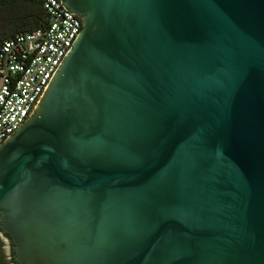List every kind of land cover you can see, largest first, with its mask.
I'll list each match as a JSON object with an SVG mask.
<instances>
[{
	"label": "water",
	"instance_id": "water-1",
	"mask_svg": "<svg viewBox=\"0 0 264 264\" xmlns=\"http://www.w3.org/2000/svg\"><path fill=\"white\" fill-rule=\"evenodd\" d=\"M83 20L0 144L19 264H264V0H62Z\"/></svg>",
	"mask_w": 264,
	"mask_h": 264
},
{
	"label": "built area",
	"instance_id": "built-area-1",
	"mask_svg": "<svg viewBox=\"0 0 264 264\" xmlns=\"http://www.w3.org/2000/svg\"><path fill=\"white\" fill-rule=\"evenodd\" d=\"M46 23L0 41V144L30 116L83 20L62 0H42Z\"/></svg>",
	"mask_w": 264,
	"mask_h": 264
},
{
	"label": "trees",
	"instance_id": "trees-1",
	"mask_svg": "<svg viewBox=\"0 0 264 264\" xmlns=\"http://www.w3.org/2000/svg\"><path fill=\"white\" fill-rule=\"evenodd\" d=\"M24 8L17 16L15 22L11 23L0 36V41L10 37L18 31H28L43 27L46 23V15L42 8V0H19V5Z\"/></svg>",
	"mask_w": 264,
	"mask_h": 264
},
{
	"label": "flooded vegetation",
	"instance_id": "flooded-vegetation-1",
	"mask_svg": "<svg viewBox=\"0 0 264 264\" xmlns=\"http://www.w3.org/2000/svg\"><path fill=\"white\" fill-rule=\"evenodd\" d=\"M11 7L12 9H18L19 0H0V11ZM4 30L5 28H0V36ZM3 221V217L0 215V264H19L17 261L16 244L12 236L3 229Z\"/></svg>",
	"mask_w": 264,
	"mask_h": 264
},
{
	"label": "rangeland",
	"instance_id": "rangeland-1",
	"mask_svg": "<svg viewBox=\"0 0 264 264\" xmlns=\"http://www.w3.org/2000/svg\"><path fill=\"white\" fill-rule=\"evenodd\" d=\"M23 8L24 7L20 4L18 9L14 8L15 11L14 9H12V7L8 9H3V11H0V28H5L11 23H13V21L15 22L17 16H19Z\"/></svg>",
	"mask_w": 264,
	"mask_h": 264
}]
</instances>
